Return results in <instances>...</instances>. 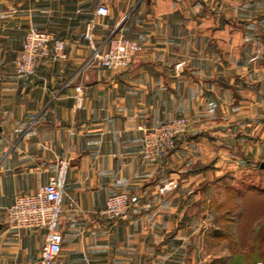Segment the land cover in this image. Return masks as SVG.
Listing matches in <instances>:
<instances>
[{
  "label": "crops",
  "instance_id": "crops-1",
  "mask_svg": "<svg viewBox=\"0 0 264 264\" xmlns=\"http://www.w3.org/2000/svg\"><path fill=\"white\" fill-rule=\"evenodd\" d=\"M28 29L63 39L66 58L18 75ZM113 32L141 50L126 68L89 65L90 44L105 47ZM261 93L264 0H0V264L39 263L44 229L11 228L7 208L62 160L63 240L52 264H264V219L253 216L262 211L242 184L249 170L236 174L250 161L220 153L248 138L252 96L264 121ZM180 116L188 126L175 149L144 160L146 129ZM119 191L129 216H100Z\"/></svg>",
  "mask_w": 264,
  "mask_h": 264
},
{
  "label": "built area",
  "instance_id": "built-area-1",
  "mask_svg": "<svg viewBox=\"0 0 264 264\" xmlns=\"http://www.w3.org/2000/svg\"><path fill=\"white\" fill-rule=\"evenodd\" d=\"M207 2L208 0H198ZM96 12L108 15L109 9L100 4ZM87 24L85 37L90 38ZM66 42L45 30L28 29L23 36L19 55L14 60L18 75L31 76L37 69L47 67L57 60L65 59ZM92 53L89 65L98 64L108 69L126 68L133 60L141 45L121 33L113 32L106 40L105 47L90 44ZM76 107L83 100L81 84L74 86ZM188 120L177 117L146 129L142 138L141 156L146 161L162 160L175 149L179 136L187 130ZM67 160H62L46 183L32 193H17L7 208V223L14 229H44V243L38 264H52L61 250L63 234L59 227L62 211L63 192L67 172ZM130 197L125 191L114 192L105 199L100 216L108 219H125L129 216ZM242 264V263H235Z\"/></svg>",
  "mask_w": 264,
  "mask_h": 264
},
{
  "label": "rangeland",
  "instance_id": "rangeland-1",
  "mask_svg": "<svg viewBox=\"0 0 264 264\" xmlns=\"http://www.w3.org/2000/svg\"><path fill=\"white\" fill-rule=\"evenodd\" d=\"M253 95V94H252ZM251 95H249L250 97ZM261 100L262 93L260 94ZM254 96H252V103L249 106V118L246 120L245 126L242 127L245 132H248V138H242L241 140H238L237 136L234 137L233 141V148L229 149V151H221L223 157L227 158H236V159H243L245 162L249 160L250 164L247 165V167H238L236 169L237 176H242L245 174L246 170H249L247 173V177L245 179V183H242L244 185V188L249 186L250 188H253L255 190H264V121L263 118L258 117V108L256 106V102H258V99L256 101H253ZM237 117V116H236ZM236 122V123H235ZM235 125L238 124L240 128L242 124L239 123V119L236 118L234 120ZM248 127V129H247ZM247 130V131H246ZM260 136H263V138H259ZM247 139H250L248 141ZM249 166V167H248ZM230 181V180H228ZM231 182V181H230ZM241 182L238 183V186H240ZM249 204L257 208L259 205L262 206V212L260 214H255L256 218H262L264 219V198L258 196L257 194L253 195L251 198H249ZM261 211V209H260ZM263 225L261 222L259 224L260 229L257 234V237L259 241H264V229L261 227Z\"/></svg>",
  "mask_w": 264,
  "mask_h": 264
},
{
  "label": "trees",
  "instance_id": "trees-1",
  "mask_svg": "<svg viewBox=\"0 0 264 264\" xmlns=\"http://www.w3.org/2000/svg\"><path fill=\"white\" fill-rule=\"evenodd\" d=\"M177 142H178V140L176 141V144H177ZM252 189V191H254V194L256 193L258 196H260L261 198L263 197L264 198V190L262 191V190H255V189H253V188H251ZM254 208V207H253ZM264 208V207H263ZM256 209H258V211L261 209V211L263 210L262 209V206L261 205H259ZM260 211V212H261ZM258 214H260V213H258ZM253 216H255V214H253Z\"/></svg>",
  "mask_w": 264,
  "mask_h": 264
}]
</instances>
